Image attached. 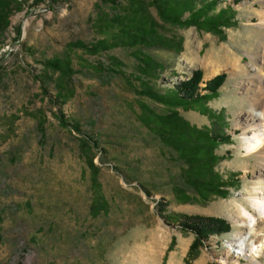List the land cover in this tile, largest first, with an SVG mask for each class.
<instances>
[{
	"label": "rangeland",
	"instance_id": "374dc122",
	"mask_svg": "<svg viewBox=\"0 0 264 264\" xmlns=\"http://www.w3.org/2000/svg\"><path fill=\"white\" fill-rule=\"evenodd\" d=\"M110 1L44 0L33 7L28 0L0 39V264H247L231 245L240 233L255 242L264 264V217L252 239L246 216L235 208L243 205L256 216L247 194L261 158L245 156L236 124L252 105L253 92L241 86L243 69L264 71V52L257 49L264 42V0H199L215 1V12H234L232 26L217 34L162 22L152 0ZM104 16L109 22L102 23ZM135 20L154 23L171 48L130 41L125 33L136 32ZM103 39L110 44L105 53H71L73 95L55 105L57 74L44 78V94L43 63L63 58L69 43ZM145 59L159 67L145 68ZM198 70L200 88L220 74L225 81L202 104L184 101L179 116L194 129L228 137L211 151L207 178H220L221 188L202 196L188 185L183 154L161 119L167 108L143 93L170 92ZM60 113L81 133L62 128L55 118ZM85 158L93 159L94 172ZM160 214L214 217L230 228L193 259L194 236Z\"/></svg>",
	"mask_w": 264,
	"mask_h": 264
},
{
	"label": "trees",
	"instance_id": "16d2710c",
	"mask_svg": "<svg viewBox=\"0 0 264 264\" xmlns=\"http://www.w3.org/2000/svg\"><path fill=\"white\" fill-rule=\"evenodd\" d=\"M26 1L28 0H0V39L4 38L6 30L10 26V18L15 13L23 11ZM43 1L32 0V6L36 7ZM110 2L117 5V0H111ZM152 7L164 23L180 27H195L199 31L202 30L214 34L220 33L221 27L232 26L233 22L232 16L234 12L232 9L228 7V9L215 12V1L204 3L199 2V0H152ZM104 22H109L105 16L102 19V23ZM112 22H117V18H113ZM133 22L136 25L134 27L136 32L134 34L125 33L130 41L144 44L146 47L162 45V48H171V45L162 44L165 38L157 35L154 23H141L137 20ZM77 49L84 50L89 55L95 56L110 50V44L107 45L104 39L92 42L91 44L76 41L67 45V53L63 58H54L43 63V74L39 77V80L42 83V92L44 94H47L44 78L51 79L49 77L50 73L57 74L54 83L55 94L53 96L55 105L62 106L67 102L69 96L73 95L70 81L75 71L72 68L71 53ZM138 57L139 59H137L140 60V56ZM141 62L148 69H151L152 66L155 67V65L157 68L159 67L155 62H148L146 59L141 60ZM112 65H114L113 62ZM113 71L116 72L115 70ZM202 76L201 70L195 71L188 80L174 86L173 90L167 93H160L152 88H145L143 91L146 98L167 108L168 116L161 119L169 125L168 129H172L171 136L176 137L174 145L182 152L184 157L183 155L181 157L186 162L187 169L185 175L188 176L186 181L189 186H192L196 190L199 196H202L203 190L218 193V188H221L220 178H216V176H213L210 180L207 178L209 177V173L213 174L212 162L215 157L211 151L215 150L217 143L228 140V137H224V135L216 136L213 134L212 136L201 129H194L179 116L177 110L183 108L184 101H194L202 104L209 97H214L217 94L218 89L226 78L224 74L217 75L206 82L203 88H200ZM55 118L62 128L69 130L71 133H81L80 126L77 123L68 122L64 114L60 113ZM38 125L42 126V123ZM44 133L43 128H41L40 135L42 138L45 136ZM88 142L92 146H97L96 141L92 138ZM83 145L88 146V143L83 141ZM85 163L90 170L95 171L92 158H85ZM94 194L96 199L99 198L97 189H94ZM92 209L97 214L98 209H95L93 206ZM160 216L165 222L178 225L182 232L191 233L194 236L188 252V257L190 256L193 259L198 257L205 242L209 241L211 237L226 234L230 228V225L225 220L214 217L181 214H160ZM188 257L187 260H189Z\"/></svg>",
	"mask_w": 264,
	"mask_h": 264
},
{
	"label": "bare ground",
	"instance_id": "6f19581e",
	"mask_svg": "<svg viewBox=\"0 0 264 264\" xmlns=\"http://www.w3.org/2000/svg\"><path fill=\"white\" fill-rule=\"evenodd\" d=\"M260 17L262 21L261 24H263L264 12L261 13ZM259 48L262 52H264V42H262V40L260 41V46H258L257 49ZM252 56L256 58L257 54ZM252 56H250V58L254 60ZM235 66H237V64H234L231 67L232 71L238 70ZM250 67L252 73H250L247 69H243V74L246 76V79L241 86L244 91L251 90L253 92L249 93L252 105L251 108L243 114L244 118L242 117V120L236 124V127L243 129L241 136V150L245 152V156L249 157L258 153L261 158L259 163V172L255 179V187H253L252 191L247 194L250 207L256 213V216L251 214L243 205H237V203L235 204V208H237L243 216H246L248 220L247 227L250 229L248 235L253 233L252 225L255 224L259 218L261 219L264 217V71L257 69L253 65ZM240 234L236 235L233 239V244L231 243V245H233L232 247L238 249V252L233 253L242 255L247 264H259L258 256L260 251L257 250L258 247L254 245L255 242L247 243L246 241L248 236ZM262 239L263 241L260 243L259 248L260 246L264 247V235Z\"/></svg>",
	"mask_w": 264,
	"mask_h": 264
},
{
	"label": "built area",
	"instance_id": "2783aa9c",
	"mask_svg": "<svg viewBox=\"0 0 264 264\" xmlns=\"http://www.w3.org/2000/svg\"><path fill=\"white\" fill-rule=\"evenodd\" d=\"M261 235H262V234H261ZM249 237L253 239L255 236H254L253 234H251Z\"/></svg>",
	"mask_w": 264,
	"mask_h": 264
}]
</instances>
